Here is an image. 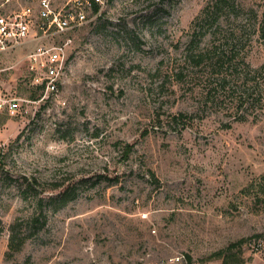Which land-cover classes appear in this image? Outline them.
Here are the masks:
<instances>
[{
  "label": "rangeland",
  "instance_id": "374dc122",
  "mask_svg": "<svg viewBox=\"0 0 264 264\" xmlns=\"http://www.w3.org/2000/svg\"><path fill=\"white\" fill-rule=\"evenodd\" d=\"M208 1L109 0L50 40L72 41L56 94L24 65L44 40L3 54L0 83L21 107L0 111V264L177 252L222 264L218 252L239 240L245 263L264 264V244L252 249L264 241V0H238L215 35H196L194 53L225 52L197 64L192 21ZM251 86L262 100L251 103ZM67 187L76 198L49 200Z\"/></svg>",
  "mask_w": 264,
  "mask_h": 264
},
{
  "label": "built area",
  "instance_id": "2783aa9c",
  "mask_svg": "<svg viewBox=\"0 0 264 264\" xmlns=\"http://www.w3.org/2000/svg\"><path fill=\"white\" fill-rule=\"evenodd\" d=\"M109 0H0V58L30 40L42 41L26 54L25 69L32 84L42 92H59L68 62L71 38L51 42L58 34L75 30L101 16ZM50 41V42H49ZM6 68L0 63V75ZM21 99L0 83V111L16 114ZM262 239L252 243L254 251L262 247ZM143 264H195L189 254L177 252L158 262ZM204 264H208L207 261ZM245 264H251L246 262Z\"/></svg>",
  "mask_w": 264,
  "mask_h": 264
},
{
  "label": "trees",
  "instance_id": "16d2710c",
  "mask_svg": "<svg viewBox=\"0 0 264 264\" xmlns=\"http://www.w3.org/2000/svg\"><path fill=\"white\" fill-rule=\"evenodd\" d=\"M243 10L242 5L238 0H209L205 6L201 9V11L196 15V17L192 21V29H193V40L188 47V50L191 51L188 53V59H192L195 63L200 64L203 61H209L215 58V54L219 57L225 56V52L223 48H219L214 46H210V48L205 51H198L199 53H194L198 48L196 45L198 41H195L196 35L204 36L207 35L212 28L215 30L213 33L216 34V30H220L221 26H223L224 19L231 17L233 14L238 15ZM198 30V31H197ZM255 32L259 34V36L264 41V8L262 10L261 19L258 23V27L255 29ZM191 37V38H192ZM227 55V54H226ZM235 56V55H234ZM232 58V56H231ZM231 61V60H230ZM226 62V61H224ZM224 64V63H223ZM223 64L221 66H223ZM256 90L254 91L253 86H251V103H253V97L256 100H262L261 95L255 96ZM261 102V101H260ZM183 116V114H181ZM174 119H178V117H174ZM129 146V145H128ZM4 159L0 157V162H3ZM77 195L71 192L68 187L61 189L56 194H51L49 200L51 202L57 201L61 202L60 206L65 205L68 201L76 198ZM40 201H44V198H41ZM244 240H239L238 242L231 243L227 249L221 250L218 252L219 257H222V264H244V259L242 257V251H235V247H238L241 250L240 245ZM11 248L15 246L14 237H11L10 242ZM13 249L18 250L19 247H13Z\"/></svg>",
  "mask_w": 264,
  "mask_h": 264
}]
</instances>
